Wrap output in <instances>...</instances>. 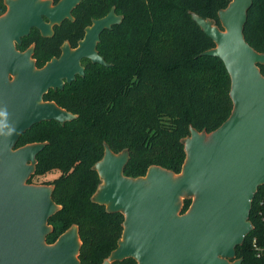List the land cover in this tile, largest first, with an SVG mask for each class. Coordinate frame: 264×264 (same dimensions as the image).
I'll return each mask as SVG.
<instances>
[{
	"label": "water",
	"instance_id": "1",
	"mask_svg": "<svg viewBox=\"0 0 264 264\" xmlns=\"http://www.w3.org/2000/svg\"><path fill=\"white\" fill-rule=\"evenodd\" d=\"M81 1L6 0L9 8L0 14V264H84L77 223L47 240L54 229L50 217L62 207L53 197L55 185L29 181L47 141L17 145L38 122L78 116L44 94L84 75L83 58L108 64L98 43L104 30L124 18L115 6L93 19L78 46L67 42L42 67L33 48L16 47L32 27L51 34L52 24L73 18ZM253 1L230 0L218 12L222 26L193 13L215 42L202 54L219 56L228 69L233 108L211 131L190 127L182 138L186 157L180 172L152 164L145 174L129 176L124 170L130 150L117 152L105 142L93 165L102 181L92 199L122 211L125 219L118 245L99 264L127 257L137 264H243L236 248L254 228L253 199L264 184V52L244 32ZM185 198L192 201L183 211Z\"/></svg>",
	"mask_w": 264,
	"mask_h": 264
},
{
	"label": "trees",
	"instance_id": "2",
	"mask_svg": "<svg viewBox=\"0 0 264 264\" xmlns=\"http://www.w3.org/2000/svg\"><path fill=\"white\" fill-rule=\"evenodd\" d=\"M229 2L83 0L74 11L75 20L58 25L53 36L35 37L46 50L36 53L40 64L43 53L59 54L65 39L76 44L92 17L113 6L124 15L103 31L98 43L108 64L88 60L84 75L44 95L78 116L64 123L38 122L17 143L47 141L29 181L54 184L53 197L62 205L50 217L54 229L48 242L77 223L84 264H99L118 245L124 213L92 199L102 181L93 165L103 156L105 142L117 152L130 150L124 170L129 176L145 174L152 164L180 172L186 157L182 138L190 134V127L211 131L230 115V74L219 56L202 54L215 42L193 17L196 12L222 26L218 12ZM4 9L0 0V11ZM244 32L250 44L264 52V0L253 1ZM260 67L264 72V63ZM53 171L59 173L41 179ZM191 201L185 198L183 211ZM250 218L254 228L237 246V257L243 264H264V254L258 255L254 245L256 238L264 246V184L253 199ZM115 263L137 264V260L127 257Z\"/></svg>",
	"mask_w": 264,
	"mask_h": 264
},
{
	"label": "flooded vegetation",
	"instance_id": "3",
	"mask_svg": "<svg viewBox=\"0 0 264 264\" xmlns=\"http://www.w3.org/2000/svg\"><path fill=\"white\" fill-rule=\"evenodd\" d=\"M58 1H59V0H52V2L55 3V4H56ZM82 1H83V0H82ZM82 1H81V2H82ZM81 2H80V3H81ZM80 3H79V4H80ZM4 4H5V9H4V11H2V12L0 11V14H4V13L8 10V8H9V6H8V4H7V2H6V0H4ZM79 4H78V5H79ZM78 5L73 9V12H72V14H73V18H65V19H63L61 22H57V23L52 24V33H51V34H43V32H42L41 29H39V28H37V27H32V28H31V31H30L29 34L23 36L20 42H16V47H17V49H19V50H21V51H25V50H27V49H29V48H33L34 50H33V54H32V56H33V58L35 59L36 65H37L38 67H42V66H44L49 60H48V59H44L42 63L38 64V57L36 56V53H37L38 51H40L39 54H42L41 51L45 52L46 50L44 49L42 43H41V44H38V39L36 40L35 37H36V36H41V37H50V36H53V35L55 34V32H56V28H57L58 25H62V24H63L65 21H67V20H75L74 11H75V9L78 7ZM106 13H107V12H106ZM106 13H105V14H106ZM105 14H104V15H105ZM101 16H103V15H101ZM97 17H100V16H97ZM97 17H92V21H91L90 24H92L93 19H94V18H97ZM44 18H45V20H46L47 22H50V19H49L47 16H44ZM62 28L65 29V28H66V24H64ZM34 31H35V32H34ZM36 31H38V33H37ZM33 32H34V34H32ZM85 33H86V28H85ZM84 35H85V34H84ZM83 37H84V36H83ZM83 37L78 38L76 44H72L71 41H69L68 39H65V40H64L63 42H61L60 45H59L60 53H59V54H52V55H50V56H51V59H52L53 57H55V56H60V55L63 53V48H64V46H65V44H66L67 42H68L73 48H75L76 46H78L79 41H80ZM44 54H47V53H43V55H44ZM48 55H49V54H48ZM49 59H50V58H49ZM51 59H50V60H51ZM88 60H90V59L87 58V57H85V58L82 59V64L85 66V71H86V65H87V61H88ZM79 75H80V74H77L76 78H77ZM76 78H75V79H76ZM75 79H74V80H75ZM66 83H68V82L66 81L65 84H66ZM65 84H64V86H65ZM62 88H63V87H62ZM51 89H55V90H56V89H58V88H50V89L48 90V92H49ZM46 93H47V92H46ZM46 93H45V94H46ZM45 94H44V95H45ZM236 257H237V256H236Z\"/></svg>",
	"mask_w": 264,
	"mask_h": 264
},
{
	"label": "rangeland",
	"instance_id": "4",
	"mask_svg": "<svg viewBox=\"0 0 264 264\" xmlns=\"http://www.w3.org/2000/svg\"><path fill=\"white\" fill-rule=\"evenodd\" d=\"M111 10V9H110ZM109 10V11H110ZM108 11V12H109ZM107 12V13H108ZM116 12L118 13V14H123V13H120V12H118L117 10H116ZM51 59V56L50 55H48V54H44V59H48V60H50ZM230 87H231V77H230ZM59 173V171H53V172H51V173H46V174H44L43 176H41V179H50V178H53L55 175H57ZM45 183H49V184H52V183H50V182H45ZM51 223V222H50ZM52 224V223H51ZM53 225V224H52ZM82 238V237H81ZM83 241V240H82ZM82 245H83V243H82ZM81 248H82V246H81ZM80 253H81V250H80Z\"/></svg>",
	"mask_w": 264,
	"mask_h": 264
},
{
	"label": "built area",
	"instance_id": "5",
	"mask_svg": "<svg viewBox=\"0 0 264 264\" xmlns=\"http://www.w3.org/2000/svg\"><path fill=\"white\" fill-rule=\"evenodd\" d=\"M254 245H255V247H256V249H257V251H258V255L264 254V246L259 245V244L257 243L256 238H255V240H254Z\"/></svg>",
	"mask_w": 264,
	"mask_h": 264
}]
</instances>
